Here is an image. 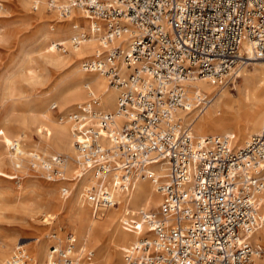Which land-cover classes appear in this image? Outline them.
<instances>
[{
    "label": "built area",
    "instance_id": "built-area-1",
    "mask_svg": "<svg viewBox=\"0 0 264 264\" xmlns=\"http://www.w3.org/2000/svg\"><path fill=\"white\" fill-rule=\"evenodd\" d=\"M51 6L62 18L79 9L95 23L99 51L82 69L103 76L116 92L112 113L91 95L59 118L68 124L75 164L93 181L82 192L84 202L111 209L122 199L127 206L141 179L159 195L156 211L140 209L121 222L125 231L144 230L122 250L123 264H263L264 130L237 149L233 135L194 137L192 121L180 114L202 112L212 101L191 86L196 80L233 87L245 61L244 42L264 61V0H68ZM84 38L77 34L72 46ZM49 160L38 172L61 182L65 199L71 194L62 176L66 157ZM0 264L31 260L20 246ZM44 264L96 263L94 252L68 235L50 247Z\"/></svg>",
    "mask_w": 264,
    "mask_h": 264
},
{
    "label": "bare ground",
    "instance_id": "bare-ground-1",
    "mask_svg": "<svg viewBox=\"0 0 264 264\" xmlns=\"http://www.w3.org/2000/svg\"><path fill=\"white\" fill-rule=\"evenodd\" d=\"M51 2L56 3V7L68 5V0H50L47 9L51 12L52 17L58 10L52 8ZM39 3L40 1L38 0H32V5L34 6H38ZM42 9L44 8L42 7ZM62 19H66V21L56 22L55 29L54 27L50 28L53 34H42L38 51L40 63L60 66L66 62L73 61V69L72 72L63 79L57 78V80L53 82L50 90L44 94L42 100H51L52 105L55 104L59 106L61 111H65L75 103H85L84 94L81 91V87H85L89 90V92H86L87 96L89 95L90 97L92 95L96 97L95 95H97L98 97L96 98L100 100L101 105L108 112L112 113L115 108V90L108 87L107 81L103 76L92 72H84L81 65L83 62H80L99 51L98 38L95 35V23L88 21L81 10L74 8H71L69 14ZM71 23L77 27L76 31H74L72 27L69 29V26L72 25ZM82 23H88V28L85 29L81 27ZM77 31L84 34L85 38L79 46L73 47L71 43L73 38L77 36ZM58 44L63 45V47L66 46L67 50L62 51V53L59 52L57 48ZM240 54L244 57L243 59H245L243 65L255 66L252 73L245 76L247 86L243 99H238L225 88H218L207 81L196 80L191 85L196 88L198 93L211 98L213 101H211V105L205 108V111L199 113L194 120L192 129L193 136L202 138L210 135H233L234 146L237 149L244 148L253 135L259 134L264 130V100L261 96L262 89L264 88V61L254 58L253 46L250 42H244L242 44ZM247 61H251V63H247ZM243 68H240L238 76ZM25 73L27 80L36 79L35 70L31 67L27 68ZM84 73L95 77L86 85L83 84V80L86 76ZM18 89V81L12 79L7 91L9 99L18 95ZM244 99H248L247 102H244ZM243 107L247 109L243 117L238 120L239 117L237 116L240 114V110H242ZM190 113H192V111L186 114ZM39 115L38 118L31 116L30 121L38 123L36 127L38 133H42L43 130L46 132L44 146L56 152L66 151L68 153L67 157L69 160L65 156L66 163L63 168V172L65 171L68 177H63V179L68 181L66 183L70 187V190L72 189L75 191L74 197L67 202V204L71 205L70 210L73 213L71 233L75 239V243L77 244L76 240L80 239L84 241L82 243L85 245L89 243L96 251L95 261L97 263L111 264V259L115 256H119L123 249L135 243L140 235L141 237L143 236L144 230L142 225L141 233L136 231L128 232L122 228L121 222L124 221L123 218L126 214L135 215L140 209L145 211L157 210L160 199L156 192V186L147 179L138 180L132 194L127 200V206L125 203H122V199H119L120 206H118V208H93L89 204L85 205L81 201L79 194L83 192L89 184L93 183V181L89 175H84L74 162L75 152L72 147V139L70 137L68 124L66 122L52 120L45 112ZM118 121L117 119V122ZM0 142L2 145L8 147V149L9 147L14 149L12 153L8 152L12 167H15L16 161L22 159V157H31V155L23 149L22 144L19 142V138H17V136L11 138L8 131L5 129H0ZM51 157L54 156H50L48 159L41 157L32 160L30 164L31 170L38 173L41 168H46L47 165L50 164L49 159H51ZM33 166L36 168L33 169ZM63 172L62 176H64ZM71 182L73 183L71 184ZM67 204L62 202L58 203L57 206L63 208L66 207ZM151 204H156V206L149 207ZM128 208L132 210H128ZM45 216H49L52 220L57 218L56 214L47 213ZM46 225L51 224L48 223ZM262 233L264 234V229ZM11 245L13 244L10 242L0 244V260L7 261ZM81 247L86 248L84 245ZM47 251L48 248L45 244L41 246L35 245L32 251L33 257L35 259L36 257H40V259L46 258ZM261 262L264 264V259L261 260ZM115 264L120 263L118 262Z\"/></svg>",
    "mask_w": 264,
    "mask_h": 264
},
{
    "label": "rangeland",
    "instance_id": "rangeland-1",
    "mask_svg": "<svg viewBox=\"0 0 264 264\" xmlns=\"http://www.w3.org/2000/svg\"><path fill=\"white\" fill-rule=\"evenodd\" d=\"M38 1L40 3L34 10L32 0H0V129L7 130L11 138L17 136L23 149L31 155V157H22L16 161L15 167H12L8 152L12 153L13 151L10 150L11 147L8 149L0 142V244L5 242L13 244L9 248L7 260L10 259L15 248L22 246L26 249L31 264H44L46 259L33 257L32 251L35 245L45 244L49 251L52 245L63 243L68 235H72L73 213L70 210L71 205L67 202L75 195V191L71 189L69 197L65 199L60 197L59 190L63 185L62 183L48 182L40 172L36 173L30 168L34 159L41 157L48 159V157L57 154L66 157L68 155L66 151L56 152L44 146L46 132L43 130L42 133H38L36 130L38 123L30 121V117L38 118L39 114L45 112L52 120L59 122V118L71 111L76 105L75 103L67 110L61 111L59 106L52 105L51 100H42L44 94L50 90L57 78L63 79L72 72L74 63L73 61L66 62L60 66L40 63L38 51L42 34H53L50 28L54 27L55 29L56 22H63L66 19H62L58 11L52 17L51 12L47 9L50 0ZM71 24L69 29L72 27L76 31L75 25ZM81 27L87 29L88 23H82ZM79 33L80 31H77V34ZM57 48L61 53L67 50V47H63V45ZM90 58L80 62H85ZM247 63H251V61H247ZM30 67L35 70L36 79L34 80H27L26 78L25 70ZM254 67L253 65H243L233 87L225 89L236 98L243 99L247 86L245 76L250 75ZM93 78L95 77L86 74L83 84L86 85ZM12 79L18 81L19 89L18 95L9 99L7 91ZM81 91L84 94V101H88L89 95L87 96L86 92L89 90L81 87ZM261 96L264 100V88ZM247 100L244 99V102ZM53 106H56L54 110L52 109ZM246 109L243 107L240 110V114L237 116L239 117L238 120L243 117ZM186 113L181 112L180 115H183L182 117L188 121H192L193 129L194 120L201 112L196 110L190 114ZM63 175V177H68L65 171ZM79 197L85 205H88L82 198V192ZM62 202L67 206L59 208L57 205ZM155 206L156 204L149 205V207ZM128 210L132 209L128 208ZM47 213L56 214L57 218L52 220L49 216H45ZM48 223L51 225H46ZM76 242L75 245H84L92 250L94 260L96 259V251L89 243L85 245L82 243L84 242L82 239L76 240ZM111 260V264L118 262L123 264L122 251L119 256H115ZM3 262L5 261L0 260V263ZM96 264L99 263L96 262Z\"/></svg>",
    "mask_w": 264,
    "mask_h": 264
}]
</instances>
